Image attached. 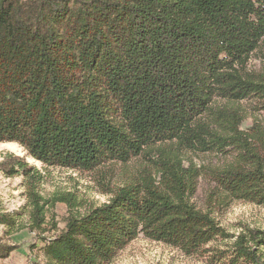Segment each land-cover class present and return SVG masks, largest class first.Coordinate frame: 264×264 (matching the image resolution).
<instances>
[{
    "label": "trees",
    "instance_id": "16d2710c",
    "mask_svg": "<svg viewBox=\"0 0 264 264\" xmlns=\"http://www.w3.org/2000/svg\"><path fill=\"white\" fill-rule=\"evenodd\" d=\"M263 45L264 0H0V143L46 168H125L109 201L83 213L73 194L44 198L25 157L4 156L0 176L22 177L26 202L0 209V262L26 229L54 233L43 264H111L139 237L204 256L230 238L193 198L207 177L222 201L264 205V125L244 129L240 106L264 111V75L248 69ZM207 153L232 162L198 168L188 156ZM59 203L62 230L46 222ZM261 246L264 230H250L230 258L211 256L264 264Z\"/></svg>",
    "mask_w": 264,
    "mask_h": 264
},
{
    "label": "rangeland",
    "instance_id": "374dc122",
    "mask_svg": "<svg viewBox=\"0 0 264 264\" xmlns=\"http://www.w3.org/2000/svg\"><path fill=\"white\" fill-rule=\"evenodd\" d=\"M248 69L251 73L264 75V45L252 55ZM240 106L245 112L244 129L251 127L255 121L264 125V111L258 103L249 100L240 103ZM7 154L25 157L28 164L39 171L43 176L40 192L44 198H51L56 192L73 194L82 201L81 211L83 213L92 207L107 203L111 198L109 190L120 185L124 178L125 168L122 166L110 168L106 170L108 171L107 174L102 175L79 173L60 168H46L41 163L27 157L26 152L19 145L0 143V161ZM188 156L198 168L217 169L228 162H232L230 159L232 157L226 155L207 153L189 154ZM134 168L133 165L130 166V170ZM218 195L223 194L212 179L202 177L199 180L193 203L201 211L211 210L216 221L230 237L207 246L206 248L210 252L204 256H187L177 249L139 237L130 243L111 264H226L224 259H213L211 255L215 253L214 250L226 251V259H228L233 253L240 234L248 236L250 230H264V205L240 201H222ZM212 197H214L213 206L209 201ZM25 202L22 177L5 178L0 176V209L12 213L22 209ZM67 209L65 204H57L47 213L46 222L48 224L54 222L58 230H62L68 216ZM23 211L24 215L20 221L22 224H29L26 209ZM53 234V232L45 234L31 232L26 229L12 235L6 240L15 246V250L8 259L3 260L0 264H43L44 240L51 238ZM3 235L4 230L0 227V236ZM247 239L250 240V237ZM250 246H253L252 243ZM257 249L259 253L264 254V246Z\"/></svg>",
    "mask_w": 264,
    "mask_h": 264
}]
</instances>
